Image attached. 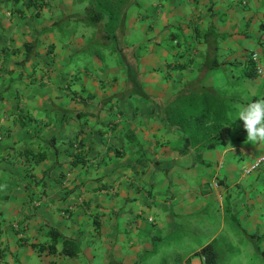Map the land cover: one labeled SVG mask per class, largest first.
<instances>
[{
  "label": "crops",
  "instance_id": "0c3cea01",
  "mask_svg": "<svg viewBox=\"0 0 264 264\" xmlns=\"http://www.w3.org/2000/svg\"><path fill=\"white\" fill-rule=\"evenodd\" d=\"M137 2L125 36L137 28L147 39L135 65L140 92L133 78L118 77L124 65L95 56L101 76L70 67L86 48L83 24L73 19L87 0H0V254L9 264H153L155 243L188 229L210 237L174 263L204 264L196 253L223 225L211 229L200 214L226 216V203L264 255V166L244 173L264 142L247 141L243 121L232 119L242 102L264 99L252 60L257 53L264 61V0ZM26 43L39 44L30 60ZM135 46L124 50L131 64ZM197 83L231 128L226 144L201 152L167 120L174 99ZM53 104L68 110L62 121L51 120ZM85 113L78 127L73 119ZM127 131L139 138L140 156ZM79 140L86 165L70 157ZM214 200L221 210L207 209ZM50 228L76 239L80 255L51 252Z\"/></svg>",
  "mask_w": 264,
  "mask_h": 264
},
{
  "label": "trees",
  "instance_id": "16d2710c",
  "mask_svg": "<svg viewBox=\"0 0 264 264\" xmlns=\"http://www.w3.org/2000/svg\"><path fill=\"white\" fill-rule=\"evenodd\" d=\"M135 6H138L137 0H87L84 15L74 18L73 21L77 24H83L86 28H91L93 39H96L94 36L101 37L103 40L107 41L108 44H110L112 40L119 41L121 45L120 50L125 52L124 50L126 47L130 48L135 46L134 44L128 45L126 41L124 42L126 18L129 10ZM50 31L52 30L50 29ZM85 36L84 34L83 37ZM136 44L138 45L135 46V50H143L146 48L145 45L147 43L144 44L139 42ZM38 47V43H26L24 50L25 59L30 60L33 58L38 53ZM135 50H133V55L136 54ZM96 56L102 60L101 57L98 55ZM127 62L130 63L129 61ZM178 67L181 68V66ZM189 87L190 88H187L188 93L178 95L170 105L167 113L169 124L178 129L180 131L178 135L182 139H185L187 145L194 148L196 151H206L214 149L218 145L226 144L231 135V128L227 121H225V123L223 122L221 113L218 110L220 104L210 100L207 95V90H205L203 86H199V83ZM83 92L84 89L75 95L83 96ZM87 95L90 99H93V96L90 94ZM87 116V113H85L79 118L82 119ZM64 118H66V115L63 119ZM124 137L128 140L129 144H135L138 147L139 150L137 154L140 156L141 152H143V148L136 134L127 131L124 133ZM54 140L55 138H52L51 142L54 143ZM54 147H57L56 142ZM73 149L74 151L70 153L72 163L74 165L79 163L86 165V159L84 154H82L84 152L80 140L74 145ZM112 151L122 156L120 149H113ZM55 152L58 153L57 148H55ZM45 156V152L38 154L35 159L36 162L43 160ZM64 181H62V184ZM71 210H73V207H68L64 214H68ZM226 214L228 216L230 214L228 206L226 207ZM21 230L22 229L19 227V231ZM49 238V249L53 253L69 257H78L82 251L81 245L76 239L63 235L55 228H50ZM217 243L218 239L216 238L202 248L200 252L196 253V255L203 257L204 264H219L218 256L220 249L217 247ZM255 248L256 253H260L258 247L256 246ZM262 257L264 261L263 254Z\"/></svg>",
  "mask_w": 264,
  "mask_h": 264
},
{
  "label": "rangeland",
  "instance_id": "374dc122",
  "mask_svg": "<svg viewBox=\"0 0 264 264\" xmlns=\"http://www.w3.org/2000/svg\"><path fill=\"white\" fill-rule=\"evenodd\" d=\"M128 30L129 28H127L126 30L127 34L124 37V42L126 41L128 45H133L134 43L132 42L134 41H138V42L141 41L144 44L147 43V39H145V36H142L141 30L137 28L130 32H128ZM83 31L87 34L84 37L86 48L81 53H77L79 55V58L76 60L74 57L73 59L74 62L70 64V67H72L75 70L76 74H80L81 70H79V68L86 65L87 67L85 70L86 75L91 76V74H95L96 76L97 75L101 76V73H103L104 69L103 68L100 69V66H97L96 60H94L95 56L98 55L105 62L106 64L105 66H109L110 61H112L111 66L120 67L123 66L124 64V69L121 70V75L118 74V77H123L122 75H125V77L133 78L134 84L136 85V89L138 92H140V88L143 87L144 85L142 81L138 80L139 78L138 76L139 73L141 72V69H137L136 67H140L139 59L141 55H143V52L145 50L136 49L135 50L136 54L134 56H131L132 64L130 63L129 65L127 64L128 62L126 60L127 54L120 50L121 45L119 44V41L112 40V42L108 44L107 41L103 40L101 37L94 36L96 39H93L91 28L89 27L86 28L85 26H83ZM135 37L140 39L138 40ZM66 40L67 39H63L64 42ZM134 45H138V44H134ZM135 60L136 62H134ZM112 73L111 76H113ZM66 113H68V110H66L60 104L50 105L51 120L62 121L63 116ZM73 121L81 122V124L80 122L77 123L78 127L80 126L82 128V126H84L83 119L80 120L73 119ZM125 142L127 143L128 140L126 139ZM68 185H69V181L65 180L63 187H68ZM174 189L178 190L179 188L175 186ZM133 206L134 204L132 203L131 207ZM212 206H215L218 210L222 209L218 204L217 200H214L212 202L210 201L207 209L211 208ZM227 206L229 207V205H227L226 203L225 207ZM200 217L202 219H206L204 222L211 229L217 230L221 225H223L222 232L219 234V236L216 237L218 239L217 247L220 249L218 256L219 264H233V263L264 264V261L261 260L263 259V257L260 256L258 252L256 253L254 241L250 240V237H248L245 234L242 227L240 228V225H238V223L235 222L233 219H231L227 214L225 216L219 211L215 214V219H214L212 215H208L207 212H204L200 214ZM188 231L186 233L182 231V233H179L177 237L175 236H171L170 238L166 237L163 239L162 242H159L158 244L155 243V245H157L156 252L158 253L157 255L151 258L152 263L157 264L160 260L165 258V261L162 260L159 262V264H161V262L165 264H175L173 257H179L181 259L186 257L190 253V251H192V249H196V247H198L200 243H204L210 237V234L206 235V233L201 232L199 229H195V230L188 229ZM166 257H168L167 261H166ZM256 257L258 259H256ZM112 263H113L112 260L104 259L101 261V264H112Z\"/></svg>",
  "mask_w": 264,
  "mask_h": 264
},
{
  "label": "clouds",
  "instance_id": "9594fccd",
  "mask_svg": "<svg viewBox=\"0 0 264 264\" xmlns=\"http://www.w3.org/2000/svg\"><path fill=\"white\" fill-rule=\"evenodd\" d=\"M237 118L243 121L247 131V141L254 144L264 142V99L242 102L235 110L233 122ZM1 259L3 260L2 257Z\"/></svg>",
  "mask_w": 264,
  "mask_h": 264
},
{
  "label": "built area",
  "instance_id": "2783aa9c",
  "mask_svg": "<svg viewBox=\"0 0 264 264\" xmlns=\"http://www.w3.org/2000/svg\"><path fill=\"white\" fill-rule=\"evenodd\" d=\"M252 60L255 63V72L257 75L264 77V61L260 59L257 53L252 55ZM262 166H264V153L261 154L255 162L251 163L248 167L244 169L245 174H250L259 170ZM65 181L63 182V184ZM0 264H8L5 263L0 257Z\"/></svg>",
  "mask_w": 264,
  "mask_h": 264
}]
</instances>
